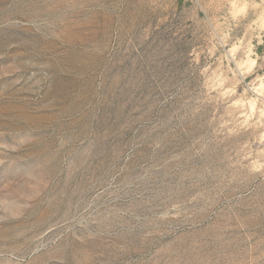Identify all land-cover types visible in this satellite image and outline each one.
<instances>
[{
  "label": "rangeland",
  "instance_id": "374dc122",
  "mask_svg": "<svg viewBox=\"0 0 264 264\" xmlns=\"http://www.w3.org/2000/svg\"><path fill=\"white\" fill-rule=\"evenodd\" d=\"M172 262L264 264V0H0V264Z\"/></svg>",
  "mask_w": 264,
  "mask_h": 264
},
{
  "label": "bare ground",
  "instance_id": "6f19581e",
  "mask_svg": "<svg viewBox=\"0 0 264 264\" xmlns=\"http://www.w3.org/2000/svg\"><path fill=\"white\" fill-rule=\"evenodd\" d=\"M203 211V210H202ZM207 212V211H206ZM199 222H201L200 220H190V225H191V228H189L188 230L187 229H183V231L185 232H182L181 230V234L178 236V238L174 239L171 243H170V246H168V249L166 251L164 250H161V251H164L163 252V255L167 254L169 255L170 257L172 258H175V257H178V256H181L183 255V252L185 253L188 252V253H193V256H194V250L195 248H198V241L203 238V236L206 234V232H203L201 230V227L198 226ZM187 223V222H186ZM185 224V223H183ZM180 225V224H179ZM182 225V224H181ZM180 225V226H181ZM179 227V226H178ZM160 229V228H159ZM209 231V230H208ZM168 232H170L168 230ZM172 232V231H171ZM211 232V230H210ZM167 234V232H166ZM174 234V232H173ZM179 234V233H178ZM169 236V235H168ZM209 237V236H208ZM165 238V237H164ZM173 239V238H172ZM206 239V238H205ZM203 240H200V242L202 243ZM200 242H199V245H200ZM206 242V241H205ZM204 242V243H205ZM201 247V245H200ZM204 247V246H202ZM199 249V248H198ZM200 250V249H199ZM199 250H197L196 252H198ZM202 252V250H201ZM159 253V252H158ZM196 254V253H195ZM198 254V253H197ZM187 255V254H186ZM185 255V256H186ZM184 256V255H183ZM162 257V256H161ZM189 259V258H188ZM172 261V260H170ZM164 262V261H163ZM177 262V261H176ZM180 262L182 263V261L180 260ZM178 263V262H177ZM175 262H172L171 264H177ZM14 264H17V263H14Z\"/></svg>",
  "mask_w": 264,
  "mask_h": 264
}]
</instances>
